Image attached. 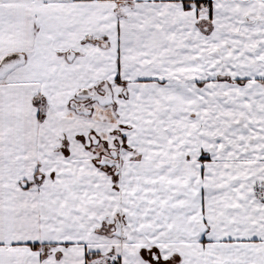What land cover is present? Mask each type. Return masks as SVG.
<instances>
[{
    "label": "snow or ice",
    "instance_id": "obj_1",
    "mask_svg": "<svg viewBox=\"0 0 264 264\" xmlns=\"http://www.w3.org/2000/svg\"><path fill=\"white\" fill-rule=\"evenodd\" d=\"M0 264H264V0H0Z\"/></svg>",
    "mask_w": 264,
    "mask_h": 264
}]
</instances>
